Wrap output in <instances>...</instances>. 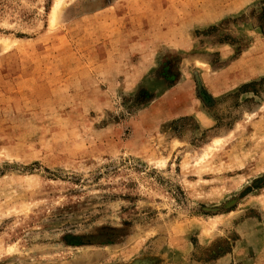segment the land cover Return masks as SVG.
Returning <instances> with one entry per match:
<instances>
[{
  "label": "rangeland",
  "instance_id": "374dc122",
  "mask_svg": "<svg viewBox=\"0 0 264 264\" xmlns=\"http://www.w3.org/2000/svg\"><path fill=\"white\" fill-rule=\"evenodd\" d=\"M0 264H264V0H0Z\"/></svg>",
  "mask_w": 264,
  "mask_h": 264
}]
</instances>
